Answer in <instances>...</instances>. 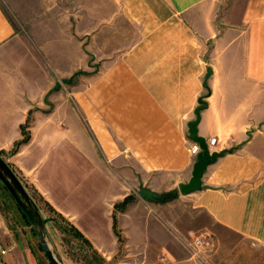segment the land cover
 Here are the masks:
<instances>
[{"label":"crops","instance_id":"crops-1","mask_svg":"<svg viewBox=\"0 0 264 264\" xmlns=\"http://www.w3.org/2000/svg\"><path fill=\"white\" fill-rule=\"evenodd\" d=\"M199 99L232 151L182 194ZM0 156L105 264H202L167 224L204 264H264V0H0Z\"/></svg>","mask_w":264,"mask_h":264},{"label":"rangeland","instance_id":"rangeland-1","mask_svg":"<svg viewBox=\"0 0 264 264\" xmlns=\"http://www.w3.org/2000/svg\"><path fill=\"white\" fill-rule=\"evenodd\" d=\"M84 123V120H83ZM26 131V130H25ZM28 133V132H27ZM48 160L54 156V150L48 148ZM8 165L13 174L19 180L30 200L34 203L38 213L45 220L46 241L54 256L61 259L63 264H105L90 246L75 238L64 230L66 226L62 223L57 214L49 211L45 201L40 194L33 188L29 177H24L9 162L6 157H1ZM195 159V156H194ZM178 207L182 208L183 205ZM168 232L171 237L180 245L185 254L192 260L204 264V253L209 249L210 241L205 234L185 235L172 227ZM198 239L203 244L198 248L197 255L189 251L186 244L192 245ZM124 252L120 250L117 259L121 260ZM162 260V257H159ZM0 264H48L45 256L37 244L35 225L19 209L13 198L0 182Z\"/></svg>","mask_w":264,"mask_h":264},{"label":"water","instance_id":"water-1","mask_svg":"<svg viewBox=\"0 0 264 264\" xmlns=\"http://www.w3.org/2000/svg\"><path fill=\"white\" fill-rule=\"evenodd\" d=\"M199 105L194 109V120L187 123L188 138L196 142L200 150L195 155V159L191 166L190 177L185 182L179 185V191L182 194H187L198 190L201 187L200 179L204 169L213 163L217 157L222 156L225 152H231L232 148L220 149L218 151H208L204 138L197 136L196 123L199 119V110L205 107L206 103L198 100ZM0 182L7 189L19 209L26 215L35 225L37 244L42 250L48 264H63L61 259L54 256L46 241L45 220L38 213L34 203L30 200L28 194L20 184L19 180L13 174L8 165L0 156Z\"/></svg>","mask_w":264,"mask_h":264},{"label":"trees","instance_id":"trees-1","mask_svg":"<svg viewBox=\"0 0 264 264\" xmlns=\"http://www.w3.org/2000/svg\"><path fill=\"white\" fill-rule=\"evenodd\" d=\"M27 125L24 124V125H21L20 126V129H21V133L23 135V137L19 140V141H16L14 144H13V147L11 148V150L9 151V153H14L16 152L18 146L20 144H23L25 142L28 141L29 139V134L27 133V131H25V127ZM176 191H168V192H162V193H158V194H153L152 196L150 197H144L141 195V197L149 202H155V203H159V202H165V201H168V200H171L173 199L175 196H176ZM134 198V196L132 194H129L128 196H126L124 198V203L129 201V200H132ZM45 205L47 206V208L49 209V211L53 212L56 214V212L52 209V207L50 205H48L46 202H45ZM113 223H114V217H113ZM114 229V227H113ZM64 230L66 232H69L71 235H73L75 238L81 240L82 242H84L85 244H87L88 246L89 243L88 241L85 239V237L73 226H65L64 227ZM114 232L115 234L117 235L118 237V240H120V237L118 236V233L115 231L114 229Z\"/></svg>","mask_w":264,"mask_h":264},{"label":"built area","instance_id":"built-area-1","mask_svg":"<svg viewBox=\"0 0 264 264\" xmlns=\"http://www.w3.org/2000/svg\"><path fill=\"white\" fill-rule=\"evenodd\" d=\"M215 140H216V138H215L214 136H210V137H208V138L205 140V144H206V146H207L208 151H212V148H213V146H214V142H215ZM185 144H186V148H187L189 154H190L192 157H194V156L197 154V152L200 150L198 144H197L196 142H194V141L186 140V143H185ZM202 244H203V242H202L201 240L195 239V240H194V243H192V245H190V244H186V247H187V249H188L189 251L194 252V253H195L194 255L198 256L197 253H198L199 251L196 250V249H194V247L197 246V247L199 248ZM193 245H194V247H193ZM197 251H198V252H197Z\"/></svg>","mask_w":264,"mask_h":264}]
</instances>
